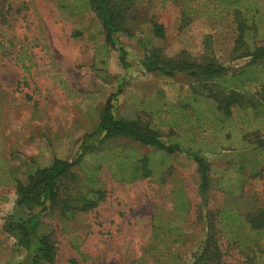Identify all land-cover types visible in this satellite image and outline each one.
I'll use <instances>...</instances> for the list:
<instances>
[{
	"label": "rangeland",
	"instance_id": "1",
	"mask_svg": "<svg viewBox=\"0 0 264 264\" xmlns=\"http://www.w3.org/2000/svg\"><path fill=\"white\" fill-rule=\"evenodd\" d=\"M72 1L0 0V195L15 192L10 172L17 171L24 178L31 158L46 165L55 158L73 159L82 140L95 131L106 101L122 84L119 117L150 122L167 140L201 150L209 159L208 208L248 212L263 204L264 146L256 142V134L264 139V106L259 95H248L255 102L254 110L233 115L237 124L230 130L237 135L243 129L246 143L227 140L223 136L228 130L219 132L214 127L221 117L211 104L207 106L208 101H201L211 114L208 124L196 119L191 105L199 106L196 97L216 91L213 83H199L182 73L173 77L148 73L141 63L151 47H160L168 57L187 51L193 59L211 54L222 63H231L234 15H200L183 26V5L197 6L203 13L202 8H209L206 0H138L132 33L120 39L132 62V68L125 70L116 48L106 51V64L94 66L96 53L105 44L103 28L94 12L73 13ZM258 2L264 4V0ZM154 22L165 27L164 39L154 36ZM131 155L134 159L149 155L155 173L143 177L135 174L134 166L118 169L119 161L132 164ZM97 157L101 169L96 178L106 191L105 201L72 220L58 213L44 219L42 232L55 233L56 264H71V259L79 264H160L167 258L165 264H183L192 260L205 233L200 177L193 158L165 156L123 139L107 143L98 154L89 152L84 168L93 169ZM0 205L7 207L2 199ZM2 211L0 220L8 213ZM1 223L0 264H14L24 251ZM220 244L227 264L258 261L245 237L230 234Z\"/></svg>",
	"mask_w": 264,
	"mask_h": 264
},
{
	"label": "trees",
	"instance_id": "2",
	"mask_svg": "<svg viewBox=\"0 0 264 264\" xmlns=\"http://www.w3.org/2000/svg\"><path fill=\"white\" fill-rule=\"evenodd\" d=\"M206 2L205 7L209 8L207 10L202 8L204 14L200 13L201 9L197 6H191L189 3L183 5L181 12L183 26H186L193 17L200 15L219 17L233 14L236 36L231 63H222L211 54L203 55L200 60L193 59L187 51L168 57L161 52L160 47H151L141 61L142 68L148 73H160L168 77L182 73L199 83H213L218 88L216 91L208 96L196 97L199 106L191 104L196 119L206 121L205 124H208L211 114L207 106L211 104L212 109L221 117L214 127L219 132L228 130L223 136L225 139L234 138L243 144L246 143L243 129H238L237 135L231 131L237 124L233 117L234 113L241 110L248 112L256 108L255 102L248 97L251 94H258V101L264 106V4L258 0H206ZM72 3L75 4L73 13L92 11L103 28L105 44L99 47L94 66L106 64V51L116 48L124 69L132 68L128 52L120 39L121 36L132 33L130 24L136 18L138 0H73ZM153 33L155 37L164 39L165 27L154 22ZM241 60L245 61L242 65L231 66L232 62ZM121 93L122 84L106 101L95 131L82 140L73 159L55 158L50 165H46L43 162L37 163V158H31L23 171L24 178L21 179L17 171L10 172L15 187L14 200L11 209L4 216L5 219L1 221L4 222L3 230L13 236L24 251L22 258L14 264H56L58 248L55 233L53 230L42 232L44 219L50 213H58L60 217L72 220L79 214L92 211L105 201L106 191L96 178L101 169L98 157L94 160L96 164L93 169L84 168V159L89 152L98 154L102 146L117 143L121 139L150 146L155 152L158 151L165 156L182 154L191 157L198 166L199 191L203 201L200 215L205 233L198 248L193 250L192 260L183 264H227L220 241L230 234H234L238 239L245 237L254 248L252 252L258 260L253 264H264L262 262L264 257L262 261L260 260L264 256V247L261 245V241H264V203L248 212H241L238 208L230 210L208 208L211 186L209 159L201 150L195 151L167 140L159 130L150 126V122H144L140 118L119 117L118 100ZM204 100L208 101L206 107L201 102ZM241 121L239 119L238 123ZM256 137L257 144L264 146V139L258 134ZM131 151L134 152L133 149ZM135 157V155L129 157L132 164L119 161L116 164L117 168L124 165L129 168L134 166L135 174L141 173L143 177L155 173L149 164V155H140L138 159H134ZM167 225L170 227L171 223L168 222ZM172 257L178 256L173 254ZM169 259H164L160 264L167 263ZM70 262L79 264L76 259H71ZM247 264L252 262L247 261Z\"/></svg>",
	"mask_w": 264,
	"mask_h": 264
},
{
	"label": "crops",
	"instance_id": "3",
	"mask_svg": "<svg viewBox=\"0 0 264 264\" xmlns=\"http://www.w3.org/2000/svg\"><path fill=\"white\" fill-rule=\"evenodd\" d=\"M8 192L5 193L3 196L0 195V199H2L5 202V205L7 206V207H4V206L0 205L1 206L0 207V209H1L0 210V216L4 214L2 209L7 210V211H9L11 209V206H12V203H13V200H14V193L13 194L10 193V194H12V195H10ZM6 202H8V203H6ZM0 224H1V220H0Z\"/></svg>",
	"mask_w": 264,
	"mask_h": 264
}]
</instances>
